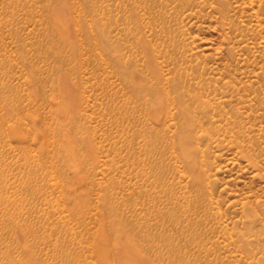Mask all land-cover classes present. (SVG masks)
<instances>
[{
  "label": "rangeland",
  "instance_id": "obj_1",
  "mask_svg": "<svg viewBox=\"0 0 264 264\" xmlns=\"http://www.w3.org/2000/svg\"><path fill=\"white\" fill-rule=\"evenodd\" d=\"M0 194V264H264V0H0Z\"/></svg>",
  "mask_w": 264,
  "mask_h": 264
},
{
  "label": "bare ground",
  "instance_id": "obj_2",
  "mask_svg": "<svg viewBox=\"0 0 264 264\" xmlns=\"http://www.w3.org/2000/svg\"><path fill=\"white\" fill-rule=\"evenodd\" d=\"M146 52H147V55L149 56V57H148V63L151 64V65H153L152 55H151V53H150V49H149L148 47H146ZM167 96H168V93H165L164 91H161V92L158 93L160 107H159L158 112H157V113L155 114V116H154L155 119H158V118H159L160 113H161V111H162V106L164 105V100L167 99ZM196 98H198V96H197ZM168 99H169V97H168ZM194 121H195V118H194V117H193V119H192V116H188V117H186V119H185L184 122H183L184 128L187 130V129L189 128V126L193 124ZM180 145H181V148H182V149H184V150H186V151H189V150H190V145L188 144L186 138H182V139H181V141H180ZM195 178H196L197 180H200V178H201V177H200V174H199V173L195 174ZM2 198H4V197H3V195L0 194V199H2ZM7 215H8V214H6L5 212L0 211V217L3 218V220H5V217H6ZM14 230H15V232H16V229H14ZM18 235H20V233H19ZM21 236L23 237V233H22ZM21 236H19V238H20ZM20 239H21L20 242L22 243L24 239H22V238H20ZM24 244H25V243H24ZM25 245H26V244H25ZM23 246H24V245H23ZM27 248H28V247H27ZM28 249H29V248H28Z\"/></svg>",
  "mask_w": 264,
  "mask_h": 264
}]
</instances>
